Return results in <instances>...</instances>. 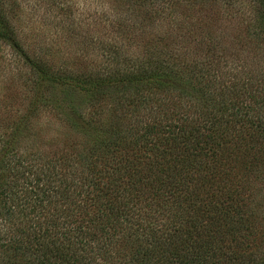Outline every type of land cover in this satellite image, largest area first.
<instances>
[{
    "label": "trees",
    "instance_id": "obj_1",
    "mask_svg": "<svg viewBox=\"0 0 264 264\" xmlns=\"http://www.w3.org/2000/svg\"><path fill=\"white\" fill-rule=\"evenodd\" d=\"M6 1L0 44L30 76V108L0 114V264H264V53L232 66L211 31H188L136 59L102 42L108 63H51L21 47ZM248 1L246 45L264 51V0ZM37 108L65 132L26 153Z\"/></svg>",
    "mask_w": 264,
    "mask_h": 264
},
{
    "label": "rangeland",
    "instance_id": "obj_2",
    "mask_svg": "<svg viewBox=\"0 0 264 264\" xmlns=\"http://www.w3.org/2000/svg\"><path fill=\"white\" fill-rule=\"evenodd\" d=\"M231 1L244 12L243 15L230 16L231 12L222 3L217 6L191 5L193 8L184 12L179 8L159 11L151 5L135 4L133 0H7L4 11L11 17L21 47L31 57L51 63H108L109 56L100 51L102 42L105 46L120 47L130 59H136L137 53L145 49L144 43L151 42V38H162L167 43L170 33L188 36V31H198V36L202 37L211 31V43L219 41L229 48V53L237 54L236 60L231 62L232 66H237L249 60L253 49L257 54L264 51L261 46L246 45V23L243 21L253 18V7L248 0ZM190 4L183 2L181 8ZM165 6H170L168 1ZM141 24L145 32L140 35ZM127 26H130L128 31ZM199 41L206 49L207 39ZM181 45L184 46V42ZM192 45L190 43V47ZM174 46L181 51L175 42ZM203 54H200L201 59H204ZM22 66L19 55L0 44V114H24L30 108L27 98L30 76ZM18 72L22 75L18 76ZM80 101L81 97L77 95L73 98V103ZM36 113H39V120L31 119L29 141L21 145L26 153H33L35 147L50 143L52 138L61 139L65 132V127L51 118L49 109L37 108Z\"/></svg>",
    "mask_w": 264,
    "mask_h": 264
}]
</instances>
